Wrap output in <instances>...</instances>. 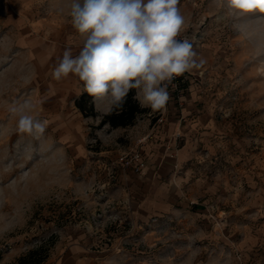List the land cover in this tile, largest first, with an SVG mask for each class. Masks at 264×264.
Returning a JSON list of instances; mask_svg holds the SVG:
<instances>
[{
	"label": "rangeland",
	"instance_id": "1",
	"mask_svg": "<svg viewBox=\"0 0 264 264\" xmlns=\"http://www.w3.org/2000/svg\"><path fill=\"white\" fill-rule=\"evenodd\" d=\"M71 2L0 0V264L33 250L46 255L41 264H264V13L180 0L183 31L205 63L179 93L206 98L216 136L177 179L175 206L148 217L131 207L127 170L176 93L136 126L100 127L91 101L86 113L77 105L82 82L52 76L63 51L83 43ZM25 100L47 122L40 138L17 129L10 109Z\"/></svg>",
	"mask_w": 264,
	"mask_h": 264
},
{
	"label": "clouds",
	"instance_id": "2",
	"mask_svg": "<svg viewBox=\"0 0 264 264\" xmlns=\"http://www.w3.org/2000/svg\"><path fill=\"white\" fill-rule=\"evenodd\" d=\"M179 4L180 0H72L71 24L83 43L76 54L71 48L63 51L53 79L77 77L102 115L120 109L131 89L141 108L166 109L174 79L205 63L194 51V40L178 39L185 24ZM226 7L233 15L264 13V0H226ZM34 108L25 100L10 111L19 116V133L40 138L47 122L27 114Z\"/></svg>",
	"mask_w": 264,
	"mask_h": 264
},
{
	"label": "crops",
	"instance_id": "3",
	"mask_svg": "<svg viewBox=\"0 0 264 264\" xmlns=\"http://www.w3.org/2000/svg\"><path fill=\"white\" fill-rule=\"evenodd\" d=\"M209 108L206 98L199 91L188 89L180 100L173 97L167 118L161 117L143 135L142 147L146 150L145 153L142 151L143 165L137 173L134 168L138 169L140 162H135L126 175L134 211L152 217L175 206L177 179H182V183L186 181L185 177H189L186 168L191 166L197 155V147L216 136L217 122ZM182 118L185 120L182 121ZM131 126H136V123ZM180 128L184 139L175 151L171 146L176 143L175 134ZM181 168L184 173H179Z\"/></svg>",
	"mask_w": 264,
	"mask_h": 264
},
{
	"label": "trees",
	"instance_id": "4",
	"mask_svg": "<svg viewBox=\"0 0 264 264\" xmlns=\"http://www.w3.org/2000/svg\"><path fill=\"white\" fill-rule=\"evenodd\" d=\"M135 96L136 90L131 89L125 98V102L123 103L122 107L118 110H113V112L110 114L104 115L99 126L103 127L109 124L113 128H119L134 125L140 115L149 112V108L140 107L139 102L134 98ZM84 100L91 101V115H98L95 110L93 97L85 92L76 101L77 105L86 113ZM38 254H40V250H33L29 253V255H26L20 259V264H41L46 259V255L40 254L39 256Z\"/></svg>",
	"mask_w": 264,
	"mask_h": 264
},
{
	"label": "built area",
	"instance_id": "5",
	"mask_svg": "<svg viewBox=\"0 0 264 264\" xmlns=\"http://www.w3.org/2000/svg\"><path fill=\"white\" fill-rule=\"evenodd\" d=\"M185 37L189 38L190 40H193L192 37L184 31L182 32L181 36L178 37V39H183ZM185 74L181 77L175 78L173 83L171 85H169L168 90L173 91L174 94L176 93L175 97H177L178 100H180L182 98V95L179 92L183 91L182 82L185 78ZM184 120L185 119L182 118V121H184ZM183 139H184V136H183L182 130L180 128V130H178L175 134L176 143L173 146H171V148L174 149L175 151H177L181 147V143H182ZM121 159L125 160V157H122ZM142 159H143V155L140 151H138L135 154H133V156L131 157L130 163L140 162V165L138 166V170H139L140 166L143 165Z\"/></svg>",
	"mask_w": 264,
	"mask_h": 264
}]
</instances>
